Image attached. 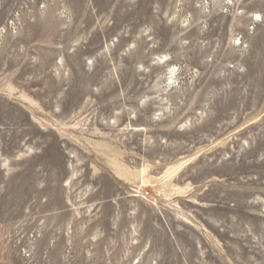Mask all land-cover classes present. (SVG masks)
Returning a JSON list of instances; mask_svg holds the SVG:
<instances>
[{
    "label": "rangeland",
    "instance_id": "1",
    "mask_svg": "<svg viewBox=\"0 0 264 264\" xmlns=\"http://www.w3.org/2000/svg\"><path fill=\"white\" fill-rule=\"evenodd\" d=\"M0 264H264V0H0Z\"/></svg>",
    "mask_w": 264,
    "mask_h": 264
},
{
    "label": "bare ground",
    "instance_id": "2",
    "mask_svg": "<svg viewBox=\"0 0 264 264\" xmlns=\"http://www.w3.org/2000/svg\"><path fill=\"white\" fill-rule=\"evenodd\" d=\"M125 177V176H124ZM127 177V176H126Z\"/></svg>",
    "mask_w": 264,
    "mask_h": 264
}]
</instances>
